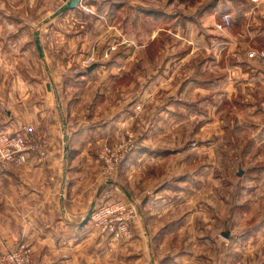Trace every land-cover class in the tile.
I'll return each mask as SVG.
<instances>
[{
	"label": "rangeland",
	"instance_id": "374dc122",
	"mask_svg": "<svg viewBox=\"0 0 264 264\" xmlns=\"http://www.w3.org/2000/svg\"><path fill=\"white\" fill-rule=\"evenodd\" d=\"M65 1L0 0V127L44 130L20 102H46L49 85L61 127L82 129L71 142L96 173L87 213L107 197L138 212L114 239L134 244L102 264H264V62L250 56L264 53V0H87L53 17ZM122 129L136 149L108 174L98 153Z\"/></svg>",
	"mask_w": 264,
	"mask_h": 264
},
{
	"label": "crops",
	"instance_id": "0c3cea01",
	"mask_svg": "<svg viewBox=\"0 0 264 264\" xmlns=\"http://www.w3.org/2000/svg\"><path fill=\"white\" fill-rule=\"evenodd\" d=\"M83 3L88 7L87 0ZM106 4L104 1L98 8V17L105 15L111 20L112 12L103 10ZM129 8L137 10L138 15H148L140 4ZM154 16L157 20V15ZM114 65L109 63L106 68L113 69ZM100 67L97 64V68ZM33 89L32 92L36 91ZM47 92V101L42 103L37 100L35 92L22 96L21 106L30 103L33 112L20 117L51 134L52 158L46 162L32 157L24 164H0V256L23 242L31 247L35 258L42 264H102L101 259L111 257L104 254L106 251L134 243L94 237L90 221L83 224L87 215L84 205L87 198H92L90 191L94 182L83 184L84 178L87 175L95 178L96 173L93 175L95 171L91 168L90 158H80L76 152L78 144L71 142L72 138H78L82 129L70 127L72 121L61 127L49 88ZM13 112L9 113L10 116H19L15 109ZM84 119L86 116L81 123L85 122ZM6 128L12 129L10 126Z\"/></svg>",
	"mask_w": 264,
	"mask_h": 264
},
{
	"label": "built area",
	"instance_id": "2783aa9c",
	"mask_svg": "<svg viewBox=\"0 0 264 264\" xmlns=\"http://www.w3.org/2000/svg\"><path fill=\"white\" fill-rule=\"evenodd\" d=\"M83 1L81 0L80 6L83 5ZM230 25V15L224 14L216 28L225 30ZM250 56L264 62V53L252 52ZM135 149L134 135L122 129L113 143H104L101 146L98 157L103 162L106 172L112 174ZM52 152L51 136L46 130H38L27 124L21 125L17 130L0 127V164H24L32 157L39 162H46L52 157ZM106 200L93 209L90 222L96 230L112 239L128 238L138 214L135 204L124 199L109 200L107 197ZM0 264L42 263L35 258L29 245L19 242L13 249L0 256Z\"/></svg>",
	"mask_w": 264,
	"mask_h": 264
},
{
	"label": "water",
	"instance_id": "95a60500",
	"mask_svg": "<svg viewBox=\"0 0 264 264\" xmlns=\"http://www.w3.org/2000/svg\"><path fill=\"white\" fill-rule=\"evenodd\" d=\"M80 3H81V0H66L65 3L60 7V9L53 15V17L55 16H58L60 15L61 13H64L65 11L67 10H73V9H76L80 6ZM35 43H36V47H37V50L39 52V55L41 57H43L44 55V51H43V47L41 45V42H40V39H39V34L38 32L35 34ZM96 64H92L90 65L87 70L88 71H91L94 67H95ZM48 88H49V85H48ZM96 205V201H94L85 217V219L83 220V224L87 223L89 220H90V216L93 212V209ZM225 236H228L229 233L226 232L224 233Z\"/></svg>",
	"mask_w": 264,
	"mask_h": 264
},
{
	"label": "trees",
	"instance_id": "16d2710c",
	"mask_svg": "<svg viewBox=\"0 0 264 264\" xmlns=\"http://www.w3.org/2000/svg\"><path fill=\"white\" fill-rule=\"evenodd\" d=\"M147 12H148L149 14H152V15H161V12L158 11L157 9H155V8H151L150 10L147 9ZM90 72H92V71H89L88 73H90ZM125 161H126V160H125Z\"/></svg>",
	"mask_w": 264,
	"mask_h": 264
}]
</instances>
